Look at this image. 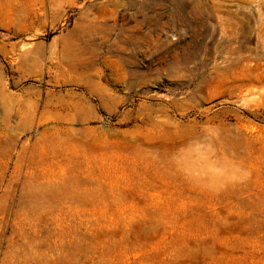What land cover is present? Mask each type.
<instances>
[{
	"label": "rangeland",
	"instance_id": "374dc122",
	"mask_svg": "<svg viewBox=\"0 0 264 264\" xmlns=\"http://www.w3.org/2000/svg\"><path fill=\"white\" fill-rule=\"evenodd\" d=\"M0 264H264V0H0Z\"/></svg>",
	"mask_w": 264,
	"mask_h": 264
}]
</instances>
